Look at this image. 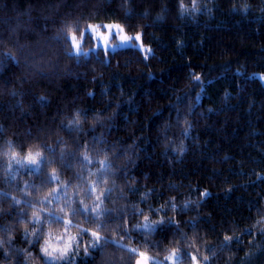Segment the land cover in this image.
I'll return each instance as SVG.
<instances>
[{
    "label": "trees",
    "instance_id": "obj_1",
    "mask_svg": "<svg viewBox=\"0 0 264 264\" xmlns=\"http://www.w3.org/2000/svg\"><path fill=\"white\" fill-rule=\"evenodd\" d=\"M104 23L149 58L69 55ZM260 74L264 0H0V264H264Z\"/></svg>",
    "mask_w": 264,
    "mask_h": 264
},
{
    "label": "snow or ice",
    "instance_id": "obj_2",
    "mask_svg": "<svg viewBox=\"0 0 264 264\" xmlns=\"http://www.w3.org/2000/svg\"><path fill=\"white\" fill-rule=\"evenodd\" d=\"M194 6H195V0H194ZM181 8H183V4H181ZM104 27L109 30L106 35L99 32V26L88 25L87 31L80 32L79 38L74 33L73 29L69 28L68 29V34H69V38L71 40V49L74 50V51H70L69 55H72L75 58H79V57H82V56H87V53L82 51V44H83V41L85 39H90V37L88 35V32H91L94 35H97L98 37H100L104 41L105 45H107L108 39L113 34L112 33L113 29L117 30L120 33H123V31H124V29L119 24H116V25H105ZM76 31H79V29H76ZM120 39H121L122 46H132V47L135 46V45H129L128 44V42H129V40L131 38L126 36V35H121ZM135 40H136V42H138L140 44V49L139 50L140 51H144V47H143V43L141 42L140 34L136 35ZM105 51L107 52V48H105ZM148 52L151 53V49H149ZM148 58L149 57L146 55L145 59H148ZM196 79L199 80V77L197 76ZM260 79L264 80V76H261ZM89 95H92V94L89 93ZM78 115H79V113H78ZM77 123H78V121H77ZM39 155H40L39 153L36 154V156H39ZM26 159L32 165H37V163H38L37 159L32 157L31 155H29ZM85 159H87V157H85ZM202 195L206 197L208 195V193H203ZM97 199H100V198L98 197ZM91 211L92 212H97V209L94 208ZM145 219L147 220L148 218L145 217ZM67 223H69V221L65 220V224H67ZM91 236L94 238V242L89 244L85 248V255L89 254V249L90 248L98 247V246L101 245V238H100L98 232L92 231L91 232ZM231 239H232V237L225 236V241H230ZM132 251H134V250H132ZM41 253H42V256L44 258H47L48 260H55V256L52 253H50V251L47 248H41ZM60 257H61V259L68 258V247H65L64 249L60 250ZM139 257H140V259H138L136 261V264H149V258L147 257V255L144 252H140L139 253ZM165 259H168L171 262V264H178L179 257L176 255V250L174 249L172 251L171 255L166 257ZM105 261H106V257L102 253V255H101L102 264H105ZM192 262H193V264H198L196 256L192 257ZM41 264H43V261L41 262Z\"/></svg>",
    "mask_w": 264,
    "mask_h": 264
},
{
    "label": "rangeland",
    "instance_id": "obj_3",
    "mask_svg": "<svg viewBox=\"0 0 264 264\" xmlns=\"http://www.w3.org/2000/svg\"><path fill=\"white\" fill-rule=\"evenodd\" d=\"M93 25L99 26V32L106 35L109 30L107 28H105L104 26L105 25H116V24L115 23H104V24H93ZM87 29H88V27L85 28L84 31H87ZM112 33H113L112 36L107 41V45H105L104 41L100 37H98L97 35H94L91 32H88V35H89L90 39H85L83 41L82 51L86 52L87 56H89V55H91L93 53H97L99 49H101L104 52H106L105 48H107V52H108V51H115V50H118L120 48L132 47V46H122L121 39H120L121 35H126V36L130 37L131 39L129 40L128 44L129 45H135L134 48L140 49V44L138 42H136V40H135V37H136L137 34L129 35L125 31H123V33H120V32H118L115 29L112 30ZM77 37L79 38V35H77ZM143 47H144V51H141V52L144 54V56H146V55L149 56L151 53H149L148 50L151 49V48L148 47V46H145L144 44H143ZM70 51H74V50L71 49ZM151 52H152V50H151ZM261 76H264V75L260 74V75H258V78L260 79ZM261 81H262V83L264 85V80H261ZM77 240H79V238ZM70 246H71V244L68 243V245H67L68 254H70V252H71L70 251ZM53 249L55 251H53ZM60 250H62V248H58L56 246H53V247L50 248V251L52 252V254L54 256H55V254L60 253ZM171 253L168 256H170ZM176 255L180 259V255L177 252H176ZM138 259H140L139 255L136 257V260H135L134 264H136V261ZM166 260H167V262L165 264H171V262L168 259H166ZM47 261H52V260H48L47 259ZM197 262H198V264H202L198 259H197ZM149 264H151L150 259H149Z\"/></svg>",
    "mask_w": 264,
    "mask_h": 264
},
{
    "label": "clouds",
    "instance_id": "obj_4",
    "mask_svg": "<svg viewBox=\"0 0 264 264\" xmlns=\"http://www.w3.org/2000/svg\"><path fill=\"white\" fill-rule=\"evenodd\" d=\"M66 203L68 204V209H67V211H65V209H63V208L57 209V211H59V212H64V213H65V220H67V219H66L67 212H71V211H73V209H72V201H71V198H69V200H68ZM31 216H32V218H33L34 220H36V221H39V220H40V217H39V215H37L36 211H33V212L31 213ZM23 230H24V231H27V228L24 227ZM49 231H50V230H49ZM32 235H36V230H35V229L33 230ZM13 238H14V237H12L11 235L8 237L9 240H11V239H13ZM41 239L43 240V243L40 245V247H41V248H44V246L48 244V240H47L46 238H43V237H41ZM0 246H2V245H0ZM65 247H67V246L65 245ZM53 251H54V249H53ZM50 253H52V252L50 251ZM38 255H42V253H38ZM46 259H47V258H46ZM60 260H61L60 255H56V256H55V260H52V261H60ZM32 264H40V262H39L38 260H33V261H32Z\"/></svg>",
    "mask_w": 264,
    "mask_h": 264
},
{
    "label": "bare ground",
    "instance_id": "obj_5",
    "mask_svg": "<svg viewBox=\"0 0 264 264\" xmlns=\"http://www.w3.org/2000/svg\"><path fill=\"white\" fill-rule=\"evenodd\" d=\"M68 231V230H67ZM56 237V236H55ZM81 239V238H80ZM77 249H78V247H77ZM78 255H79V253H78ZM72 258V257H71ZM46 260V259H45ZM52 262V261H51Z\"/></svg>",
    "mask_w": 264,
    "mask_h": 264
}]
</instances>
